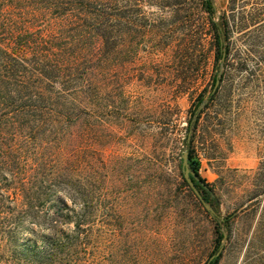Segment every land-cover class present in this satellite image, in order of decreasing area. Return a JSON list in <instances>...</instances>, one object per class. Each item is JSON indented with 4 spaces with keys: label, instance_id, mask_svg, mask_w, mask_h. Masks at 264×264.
<instances>
[{
    "label": "rangeland",
    "instance_id": "obj_1",
    "mask_svg": "<svg viewBox=\"0 0 264 264\" xmlns=\"http://www.w3.org/2000/svg\"><path fill=\"white\" fill-rule=\"evenodd\" d=\"M211 2L210 18L202 0L110 1L111 36L100 41L109 61H96L94 77L109 94L82 116L78 138L74 210L88 211L92 244H41L52 218L73 228L49 201L38 222L0 232V264H204L217 250L215 221L184 182L185 150L213 196L200 194L232 214L217 264H264V0ZM211 20L226 26L225 59L215 57Z\"/></svg>",
    "mask_w": 264,
    "mask_h": 264
},
{
    "label": "trees",
    "instance_id": "obj_2",
    "mask_svg": "<svg viewBox=\"0 0 264 264\" xmlns=\"http://www.w3.org/2000/svg\"><path fill=\"white\" fill-rule=\"evenodd\" d=\"M110 1L0 0L2 236L17 228L23 219L38 222L41 216L45 217L47 203L56 201V215L73 221V228L65 233L59 220L52 218L46 226L50 233L37 236L42 237L41 244H92L91 221L85 226L88 211L74 210L81 188L76 168L78 138L82 116L92 118L96 114V100L109 94L108 85H99L94 77L96 61L102 56L100 41L107 44L111 36ZM202 4L211 18V0H202ZM211 27L215 57L225 59L226 26L222 20H211ZM101 61L107 63L108 56ZM203 101L199 98L191 107L188 132L198 123ZM186 144H190L188 133ZM188 153L191 169L206 184L199 174L198 160L191 150ZM184 182L188 185L185 178ZM61 194L67 195L73 206L65 205ZM62 208L68 212H58ZM213 218L217 249L223 238L222 229L229 227L232 214L221 216L215 212ZM37 238L29 244H38ZM220 255L210 264H217Z\"/></svg>",
    "mask_w": 264,
    "mask_h": 264
},
{
    "label": "water",
    "instance_id": "obj_3",
    "mask_svg": "<svg viewBox=\"0 0 264 264\" xmlns=\"http://www.w3.org/2000/svg\"><path fill=\"white\" fill-rule=\"evenodd\" d=\"M219 83V80L216 79L214 87H213V91L217 88ZM188 151L185 150L182 153V162H181V166H182V171H183V176L185 178V180L187 181L189 187L193 190V192L195 193V195H197V197L199 198V200L201 201V203L203 204V206L212 214H215L214 209L212 208L211 204L206 201L204 199V197L200 194L198 188L196 187V184L193 182L192 178L194 179V181L198 184H200L205 190H207L211 196H213V193H211L210 188L199 178V176L195 173V171L193 169H191L190 165H189V160H188ZM192 177V178H191ZM226 238V234L223 232V239L222 242L220 243L219 247L217 248V250L207 259V261L204 264H210V262L213 260V258L219 256L223 250V245H224V241Z\"/></svg>",
    "mask_w": 264,
    "mask_h": 264
},
{
    "label": "flooded vegetation",
    "instance_id": "obj_4",
    "mask_svg": "<svg viewBox=\"0 0 264 264\" xmlns=\"http://www.w3.org/2000/svg\"><path fill=\"white\" fill-rule=\"evenodd\" d=\"M198 184V183H197ZM199 186H201L200 184H198ZM202 187V186H201Z\"/></svg>",
    "mask_w": 264,
    "mask_h": 264
}]
</instances>
